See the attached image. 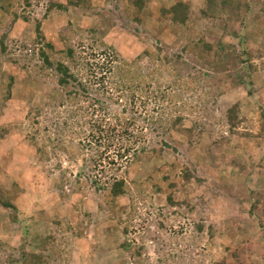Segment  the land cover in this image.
Masks as SVG:
<instances>
[{"label":"rangeland","instance_id":"1","mask_svg":"<svg viewBox=\"0 0 264 264\" xmlns=\"http://www.w3.org/2000/svg\"><path fill=\"white\" fill-rule=\"evenodd\" d=\"M177 1L180 0H145L146 7L140 15L143 24H139V13L129 0H91V10L70 8L50 14L46 11L50 2L66 4L68 0H29V5L25 0H0V38L8 35L7 53H0V196L16 207V212L0 208V242L6 243L0 248V264H10V256L18 259L25 247L37 254L44 251V264H214L226 257L224 246L236 247L244 239L250 240L256 250L252 252V261L264 264V228L259 225L261 220L264 222V215L258 212L251 216V203L245 201L250 191L264 187V178L259 175L260 169H264V139L257 138L264 125V36L256 34L255 27L263 0L252 2L253 9L242 34L248 42L229 36L224 23L212 25L197 17H193L190 28L175 32L169 17L162 19L161 11ZM185 1L197 11L204 7V0ZM15 14L19 16L16 22ZM37 22L42 24L46 42L53 43L57 50L69 45L82 55L81 47L85 46L87 55L83 57L90 58V45L97 46L87 40L81 46L80 37L89 29H97L99 39L129 62L142 56L145 49L155 52L156 46L162 47L166 55H181L187 39L204 33L211 42L223 39L238 44L240 53L246 52L241 66L246 77L240 88H232L226 74L212 77V73L204 78L201 87L187 91L180 87L184 89L178 100L179 107H184L180 114L186 117L182 126L190 128L201 121L206 130L201 132L202 136H193V140L190 135L174 131L177 153L168 151L162 159L132 164L127 172H119V177L128 181L131 193L117 200V210L105 205L101 193L91 189L73 191L74 185L66 186V197L62 199L55 189L57 180L63 169L69 170L67 176L72 181L79 175L84 164L80 143L90 130L81 129L79 122L73 129L63 130L61 123L56 126L58 119L49 115L48 120L40 119V134L54 138L57 132L64 131L67 150L54 152L49 145L47 155L41 158L30 145L28 136L36 129V124L27 120L30 107L59 105L64 98L55 71L42 68L35 41ZM70 24L73 27L68 30L69 39L64 44L58 33ZM238 30H242L239 24L232 31ZM57 59L64 61L63 55ZM183 60L190 64L181 69L184 77L193 67L201 69L196 57L189 59L184 54ZM251 63L255 69L249 67ZM152 64L148 58L139 62L146 73L156 72V78L150 80L160 81L163 90L168 85L175 86L170 71H161ZM176 66L170 63L168 68ZM12 78L9 98L7 91ZM140 102L148 103L147 97ZM237 103L245 119L237 130L242 136L230 135L225 117L226 110ZM158 108V104L151 102L147 109L138 112L157 117ZM65 117L61 115L60 121ZM46 127H51L48 133ZM247 132L257 139L244 138L243 133ZM225 137L231 140L226 143ZM218 140L223 149L217 154L244 162L245 173L239 174L237 168L228 166L225 158H220L219 169L212 167L208 149ZM175 159L181 163L178 175L183 167H189L203 181L195 179L176 193L182 206L169 207L167 195L159 194L152 184L136 189L133 183L144 182L155 169ZM60 164L63 167L59 170ZM162 181V175H158L154 183ZM161 186L163 192L167 190L166 184ZM225 218L236 219L241 226L232 243L222 234L224 228H229L223 221ZM201 223L206 226L203 233L195 227ZM210 226L215 229L214 237L208 232ZM125 242L131 245L130 253L121 249ZM138 247H143L142 255L137 261L134 258V262L132 254Z\"/></svg>","mask_w":264,"mask_h":264},{"label":"trees","instance_id":"2","mask_svg":"<svg viewBox=\"0 0 264 264\" xmlns=\"http://www.w3.org/2000/svg\"><path fill=\"white\" fill-rule=\"evenodd\" d=\"M25 1L29 5V0ZM253 1L204 0L203 9L197 11L185 0H180L173 3L169 9H163L161 17L163 20L169 17L175 32H180L179 29L184 27L190 28L193 17L210 22L212 25L221 22L224 23L229 36L243 38L245 42H248V39L245 38L246 35L242 37V34L246 31L247 19L253 9ZM129 2L139 13L137 22L143 24L140 15L146 7L145 0H129ZM70 8L91 10V0H68L66 4L50 2L46 11L47 14H50L56 10L67 11ZM260 8L261 10L256 16L258 22L255 27H257L256 34L264 36V0ZM14 18L16 22L19 16L15 14ZM237 24L242 30L232 31ZM72 27V24H70L58 33L59 39L64 44L69 39L70 32L68 30ZM188 32L191 34L192 30ZM35 33L42 68L55 71L58 85L64 91V98L59 105L48 103L45 108L33 109L30 107L27 120L36 124L35 133L28 136L30 145L41 158L47 155L49 145L52 146L54 152L67 150V147L64 146L67 141L64 131L57 132L54 138L51 135L46 138L40 134V119L48 120L49 115L58 119L55 122L59 123L55 124L58 126L61 123L63 130L73 129L77 122L82 123L81 129L89 127V134L84 135L86 133L83 132L85 140L80 143V151L84 153L82 158L84 164L79 171V175L72 181L67 176L69 170L65 171L63 169L64 174L62 173L57 180L55 189L62 199L66 197L65 188L68 185H74L73 191L80 192L91 189L98 194H102L105 205L112 211L117 210L118 199L131 193L128 181L124 177H119V172H123V170L127 172L128 167L132 164L162 159L168 151L177 153L176 144L178 142L174 139V131L184 133L187 136L190 135L191 140H193V136L198 134L202 136L201 132L206 130L205 124L201 121L196 122L190 128L182 126L186 117L180 114L182 113V107H179L178 100L180 99V92L182 93V90H184L180 87L187 88L186 91L201 87L204 78L209 77L212 73V77L226 74L231 87L240 88L246 77L243 74V69H241L242 63L245 62L244 54L246 52L240 53L236 47L238 44L235 43L234 45L223 39L211 42L204 33L200 37L187 39V44L183 46L181 55H166L167 53L162 47L156 46L155 52L152 49H145L142 56L132 62L121 59L114 49L108 48L99 39L97 29H89L85 32V36L80 37L81 46L85 40L91 41V44H96L97 47L100 44L98 48L90 45V58L83 57L87 55L85 46L81 47L82 55H79L80 53L78 54L73 46L65 45L66 49L61 51L57 50L53 43H47L40 22L35 25ZM7 39V34L0 38L1 54L7 53L8 48L5 44ZM184 54L189 56V59L196 57L201 65V69L193 67V71L187 77H184L181 72L183 66L188 67L190 65L183 60ZM58 55H63L64 61L58 60ZM34 56H36V53ZM145 58L152 61V65L157 66L159 70L170 71V76L174 78L173 85L179 87V89L177 90L175 86L168 85L163 90L160 81L154 83L155 79L150 80L156 78V72L146 73L142 69L139 62ZM170 63H176L177 66L170 70L168 68ZM249 67L255 69L252 63L249 64ZM204 70H207L208 73H205ZM13 81L12 78L8 85L9 98ZM145 97H147L148 103H141L140 101ZM151 102L159 106L160 111L157 117H147L138 112V109H147ZM62 108L65 110L64 112L61 111ZM44 109H48L49 113H46ZM169 110L170 115L167 116ZM182 111H184V107ZM241 113L240 104L238 103L226 110L225 117L230 135L241 134L242 136V133L237 131L245 120ZM61 115L66 116L62 121H60ZM50 129L51 127L45 128L47 133ZM197 130H199L198 133ZM167 133L168 135H166ZM243 137L264 139V125L261 127V132L258 133L257 138L248 132L243 133ZM223 139L226 143L231 140L230 137ZM40 142L43 145H40ZM222 145L223 143L220 140L214 141L208 149L212 167L219 169L220 158H225L229 162L228 166L237 168L239 174L245 173L247 168L244 162L225 154L222 157L217 154V151H222ZM94 150L95 153L93 154ZM87 151L89 153H86ZM62 167V164L57 166L59 170ZM180 167V161L175 159L172 163H164L161 167L155 169L144 182L133 184L136 189H143L146 188V185L152 184L159 194L167 195L169 207H180L182 203L176 200V193L195 179L198 182H203L197 178L195 172L189 167H183L182 172L178 175ZM172 173H176L178 176L171 175ZM158 175H162V183H154ZM259 175L264 178V169H260ZM162 184H166L167 190H164V192L162 191ZM248 196H246L245 201L251 203L249 214L256 216L258 212H262L264 215V203H261V200L264 199V187L263 190L250 191ZM103 207L104 205H102ZM0 208L16 212V207L4 199L3 196H0ZM190 209L193 208L190 207ZM238 209L240 210V208ZM241 215L245 216L246 214L241 213ZM14 220L16 221V218ZM223 221L229 228H224L222 234L224 237H228L232 243L239 236L240 223L236 219L230 218H225ZM259 225L264 228L263 220L260 221ZM195 227L200 233H203L206 226L201 223L195 225ZM214 231V227L210 226L208 231L210 237H214ZM241 243L236 247L233 244L224 246L223 252L226 253V257L223 256L218 263L214 264H256L252 261L251 256L252 252L256 250H254L250 240L244 239ZM4 244L6 243L0 242V248ZM130 247L131 245L128 242L121 244V249L126 253H130ZM25 248L22 249L21 256L18 259L10 256L9 263L44 264V251L40 254H34L26 251ZM142 248L138 247L133 252L131 258L133 261L134 258L137 261L136 259L141 257Z\"/></svg>","mask_w":264,"mask_h":264},{"label":"crops","instance_id":"3","mask_svg":"<svg viewBox=\"0 0 264 264\" xmlns=\"http://www.w3.org/2000/svg\"><path fill=\"white\" fill-rule=\"evenodd\" d=\"M34 254H37V253H34Z\"/></svg>","mask_w":264,"mask_h":264}]
</instances>
